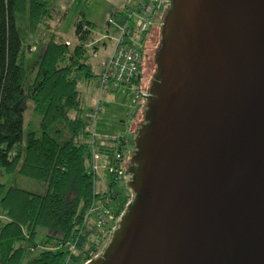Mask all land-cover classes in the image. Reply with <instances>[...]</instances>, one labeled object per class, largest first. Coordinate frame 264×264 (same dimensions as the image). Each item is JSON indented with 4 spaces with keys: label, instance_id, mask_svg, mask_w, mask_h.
Segmentation results:
<instances>
[{
    "label": "water",
    "instance_id": "obj_1",
    "mask_svg": "<svg viewBox=\"0 0 264 264\" xmlns=\"http://www.w3.org/2000/svg\"><path fill=\"white\" fill-rule=\"evenodd\" d=\"M132 197L87 264H264V0H169Z\"/></svg>",
    "mask_w": 264,
    "mask_h": 264
},
{
    "label": "trees",
    "instance_id": "obj_2",
    "mask_svg": "<svg viewBox=\"0 0 264 264\" xmlns=\"http://www.w3.org/2000/svg\"><path fill=\"white\" fill-rule=\"evenodd\" d=\"M52 17L48 0H0V181L8 177L0 182V264H65L68 253L52 247L77 241V260L108 239L84 223L98 196L96 177L87 174L91 154L79 91L80 82L97 77L88 63L91 49L83 48L91 24L80 15L76 42L67 46ZM40 28L47 33L35 42L33 62L27 61L22 31ZM140 71L131 88H140ZM100 141L101 153L123 145L121 138L111 147ZM23 179L35 181L39 191L21 187Z\"/></svg>",
    "mask_w": 264,
    "mask_h": 264
},
{
    "label": "built area",
    "instance_id": "obj_3",
    "mask_svg": "<svg viewBox=\"0 0 264 264\" xmlns=\"http://www.w3.org/2000/svg\"><path fill=\"white\" fill-rule=\"evenodd\" d=\"M168 2L169 0H139L134 9H129V15L127 18L128 22L121 30L119 37L114 40L115 44L113 52L106 59L99 74L97 82L99 92H103V90H105L110 84L130 86L132 81L136 80L145 54L144 42L147 37V31L154 27L157 22H160L161 13L167 7ZM134 15L137 17L139 16L138 24L135 25L133 23V26H129V21ZM129 27L133 29L134 34H128L127 30ZM130 35L131 37H136L134 43L129 42L128 38ZM65 44L67 46L70 45L68 42H65ZM83 48L86 51H89L92 48L91 42L88 41L84 43ZM131 90L133 91V105L136 109L138 107L140 108L142 102H145L143 99L145 92L139 87H134ZM101 107L102 101L99 98L93 109L87 114L90 123L86 129V132L88 133L86 144L91 154L87 174L96 177L95 193L98 196L87 211L84 223L88 224V226L91 225L99 232H106L109 238L111 231L116 226V223L124 210V203H122V200L120 199L119 194L116 193L114 187L126 176V166L123 155L126 143L124 139L121 138L123 140V145L120 149L115 148L112 154L99 152L94 126L101 111ZM134 112L132 113L134 114ZM117 140L119 141V138ZM115 145H117V143ZM100 171L107 176L106 181L102 184L104 186L103 191L97 189V183L101 178ZM107 240L95 243L91 238L90 242L95 243L92 250L89 251L88 254L82 255L81 258L77 260H73V255L78 253L77 241L74 243L66 242L59 244L56 247H52V249L66 251L68 253L65 264H87L101 254Z\"/></svg>",
    "mask_w": 264,
    "mask_h": 264
},
{
    "label": "rangeland",
    "instance_id": "obj_4",
    "mask_svg": "<svg viewBox=\"0 0 264 264\" xmlns=\"http://www.w3.org/2000/svg\"><path fill=\"white\" fill-rule=\"evenodd\" d=\"M48 1H49V6L52 9H55L57 11L55 12V19L57 20V22L61 21V23L58 25V29H59V33L64 39H69L72 41L73 39H75L74 23L80 17V15H83L84 22L92 21L95 25V29L93 28L94 32L100 35L105 34L107 42L110 39L116 40L119 37L121 30L126 25L125 23L128 22L127 18L129 15L128 14L129 9H134V7L139 2V0H48ZM123 7H126V8H123ZM167 7H168V3H167ZM167 7L165 8L166 10H167ZM163 18L160 20L159 23H157V25L153 29H151V32L145 38V42H144L145 54H144V58H143L142 65H141V71H140L141 79H140V84H139L140 89L143 92H145L144 95H146L149 91V87L151 85L150 83L152 82L154 78L152 75H155L156 63L154 61L155 59L154 56H157L156 48L159 47L160 29H161L160 25L162 23ZM123 19H124V23L122 25H118L117 24L118 20L120 21ZM138 21H139V16L137 17L136 15H134L129 21V26H133L132 25L133 22L135 25H137ZM106 30H108V32H106ZM46 33L47 32L46 30H44V28L43 29L40 28L35 34H30V35L22 31V35L24 38V48H25V51L27 52V56H26L27 61L29 60L30 62H33L32 59H34L35 53L38 52L37 45L35 44V42L38 43L40 38H44ZM90 35H91V32H90ZM111 36H113L114 38H110ZM128 39H129V42L131 43H134V41H136L135 36L133 37L129 36ZM98 42L99 40H97V43ZM97 46H100V45H97ZM98 53L97 54L99 55V58H102L103 56L107 54V51L103 47H99ZM98 77L99 75L97 77L92 78L91 89L92 88L95 89V86L97 87ZM31 78L32 77L30 73L29 79ZM113 85H111L110 87H114ZM122 93H124L125 95H130L129 96V112L131 111L134 112L135 110L137 111L139 107L136 109L132 102L133 101V91L128 92V90H126V91H122ZM99 98L103 102V99L101 97ZM145 107H146V104H145ZM144 110L141 113L139 111L136 113L135 122L132 125V130L127 134V140L129 142L126 144L125 150H123L124 159L126 161L125 166L129 164L130 156L132 155V152H133L132 142H131L133 134L136 132L139 125L144 122V117H145ZM30 112H31V104H29V108L25 112V121L30 120V114H31ZM100 175H101V178L99 182L97 183V189L99 191H103L104 186L102 184L103 182L106 181L107 176H105L102 171H100ZM7 178L8 177L1 175L2 182L5 181ZM10 183L12 182L10 181ZM18 183H20V186L23 187L24 189L34 191V192L39 191L38 184L35 181L29 180V179H23L21 182H18ZM114 189L116 193L119 194V197L122 200V203H124L123 207H125L124 205L127 203L128 200H130V198L132 197V194L127 189L124 178L117 183ZM4 222L5 220L0 218V225L4 224Z\"/></svg>",
    "mask_w": 264,
    "mask_h": 264
},
{
    "label": "crops",
    "instance_id": "obj_5",
    "mask_svg": "<svg viewBox=\"0 0 264 264\" xmlns=\"http://www.w3.org/2000/svg\"><path fill=\"white\" fill-rule=\"evenodd\" d=\"M126 7H123V8H126ZM51 11L53 15V17L51 18L52 19L51 25L53 29H55L57 34L61 36V34L59 33V29H58V25L61 23V21L57 22V20L55 19V12L57 11L52 8H51ZM87 22L91 24V29H90L91 35H89V42H91L92 44L91 51L88 52L87 54L88 63L91 66L92 72L96 76H98L99 73L101 72V69L106 59L112 54L115 42L112 39L108 40L107 42L105 34L100 35L94 32V29H95L94 23L92 21H87ZM123 23H124V19L120 21L118 20L117 22L118 25H122ZM154 27H152L151 29H153ZM106 32H108V30H106ZM127 32L128 34L130 33L134 34L133 29L130 27L128 28ZM110 38H114V37L111 36ZM64 40L65 42H68L70 45L76 42V38L73 39V41L69 39H64ZM97 40H99L98 43H97ZM97 45H100V46H97ZM99 47H103L107 51V54L103 56L102 58H99V55H98ZM91 80L92 79H89L87 81L79 83V91H80L82 102H83V107H84L83 115H84L86 126L88 127L90 123V120L87 115L88 112L93 109L99 97H101L103 99L102 107L95 121V126H94V130L97 135V138L103 140L100 142H102L101 144L104 145L105 147H111L113 145V143H111L112 140L118 139V138L124 139L125 143L127 144L129 142L127 140V134L132 130V125L135 122L136 113L138 111L141 113L145 109V102H142V105L140 106V108H138V110L135 111L133 114L132 111L129 112V96L130 95H125L124 93H122V91H126V90H128V92H131L132 88L130 86L110 84L109 87H107L103 92H99L96 86H95V89L93 88L91 89L92 87ZM111 85H113L114 87H110ZM0 218L5 220V217L3 216L1 212H0Z\"/></svg>",
    "mask_w": 264,
    "mask_h": 264
},
{
    "label": "flooded vegetation",
    "instance_id": "obj_6",
    "mask_svg": "<svg viewBox=\"0 0 264 264\" xmlns=\"http://www.w3.org/2000/svg\"><path fill=\"white\" fill-rule=\"evenodd\" d=\"M160 41V40H159ZM160 43V42H159ZM133 151H134V146L132 145Z\"/></svg>",
    "mask_w": 264,
    "mask_h": 264
}]
</instances>
